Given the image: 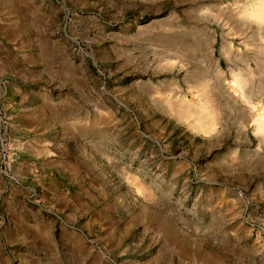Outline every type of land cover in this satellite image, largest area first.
<instances>
[{"label": "rangeland", "instance_id": "obj_1", "mask_svg": "<svg viewBox=\"0 0 264 264\" xmlns=\"http://www.w3.org/2000/svg\"><path fill=\"white\" fill-rule=\"evenodd\" d=\"M254 114L264 0H0V264H264Z\"/></svg>", "mask_w": 264, "mask_h": 264}, {"label": "bare ground", "instance_id": "obj_2", "mask_svg": "<svg viewBox=\"0 0 264 264\" xmlns=\"http://www.w3.org/2000/svg\"><path fill=\"white\" fill-rule=\"evenodd\" d=\"M252 121L258 124L259 128L264 129V119L262 115H253ZM201 122V121H200ZM210 126V125H209Z\"/></svg>", "mask_w": 264, "mask_h": 264}]
</instances>
